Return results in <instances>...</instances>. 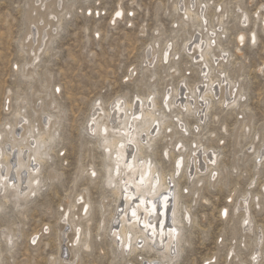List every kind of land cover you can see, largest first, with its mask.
<instances>
[{
  "label": "rangeland",
  "instance_id": "rangeland-1",
  "mask_svg": "<svg viewBox=\"0 0 264 264\" xmlns=\"http://www.w3.org/2000/svg\"><path fill=\"white\" fill-rule=\"evenodd\" d=\"M178 1L62 0V4H58L61 6L59 11L56 0H0V124L6 122L20 128L19 115L25 117L28 114L27 117L42 130L41 114H57L59 110L62 118L57 127L58 137L50 150L52 153L49 152L51 159L46 157L41 165L43 168H40L41 192L30 196L25 204L20 205L22 208L7 203L5 210H0L4 211L0 213V264H65L61 262L64 259L60 251V236L66 230L67 237L64 235V238L68 239V247L77 248L71 247L75 232L71 220L82 225L84 230L87 217L90 247L86 251L78 244L76 264H144L145 259L152 264L158 261L154 252L135 253L134 257L127 250L115 248L110 234L115 220L109 217L115 213L117 204H114L111 189L102 184V151L94 140L96 138H92L94 135L88 132L87 122H90V113L95 108L94 102H100L103 108L109 109L116 98H124L132 104L148 93L156 94L157 104L165 114L170 113L173 120L174 113L166 112L162 104L164 95L170 92L173 96L174 89L194 88L201 81L200 68L190 60L191 52L186 50L184 43L187 40V43H192L196 32L204 36L210 25L216 32L214 46L211 47L214 60L212 57L209 59L214 75L222 78L221 71L227 70V75L235 82L232 87L237 91L243 88L244 98L230 111L217 105L215 109L212 107L201 123H198L200 113H192L193 116L186 118L187 131L177 132L179 128L171 132L163 130L167 137L162 136L152 149L151 158L153 156L158 162V167L160 165L169 180V173L176 172L174 155L178 152L179 140L184 146L179 151L184 155L181 169L178 176L174 174V179L179 178L181 206L190 208L194 222L186 224L187 242L183 243L180 257L172 263L252 264L250 259L254 256L252 253L260 230L262 244L258 264H264V159L260 162L254 157V151H264V30L261 27L264 0H194V7H191L204 15L200 20L184 18L183 12L174 8ZM237 4L248 15L245 26L240 24L242 16L236 10ZM117 5L123 12L122 18H115L113 22ZM218 6L220 10L216 12ZM224 11H227L226 16L220 25V14ZM257 11L259 16L254 15ZM48 14H52V18ZM46 20H50V24L44 27L48 29V38L44 40L41 52L38 51L39 61L34 60L32 68H24L25 64L32 62L30 24L39 28ZM204 20L206 24H202ZM220 26L225 27L223 33H220ZM252 30L256 31L255 43L248 39ZM239 33L245 36L242 44L237 42ZM168 42L170 50L166 48ZM219 45L224 51L218 48ZM164 48L168 54H164ZM149 49L150 54L147 52ZM223 52L226 58H222ZM182 82L187 84L184 88ZM50 102L55 103L54 106H50ZM177 108H172V111ZM196 123L200 124L198 129ZM243 123L248 127L246 130L242 128ZM4 130L7 128L1 125L0 133H6ZM196 140L207 146L208 152L212 149L221 156L217 167L210 164V168L219 170L218 177L212 181L208 170L198 169L203 176L198 173L200 177L193 179L188 174L193 163L188 155L194 147L191 143ZM248 144L254 148L250 149ZM164 145H168L170 153L167 158L162 152ZM184 160L189 161L188 165ZM90 167L94 168V176ZM198 178L203 179L200 186L195 183ZM1 198L2 195L0 202ZM242 198L249 202L248 211L254 223L250 234L242 232L243 210L234 212L236 202L242 204ZM84 200L90 202V213L79 216ZM70 201L75 203L68 209L63 222L60 218ZM222 208L227 209L224 217L220 215ZM97 227L102 228L98 231ZM2 231L15 239L13 244H5L6 236L2 238ZM34 234H38L37 242L31 240ZM230 248L235 250L236 256H228ZM114 254L118 256L114 257ZM64 261L74 264V260L73 263Z\"/></svg>",
  "mask_w": 264,
  "mask_h": 264
},
{
  "label": "bare ground",
  "instance_id": "bare-ground-1",
  "mask_svg": "<svg viewBox=\"0 0 264 264\" xmlns=\"http://www.w3.org/2000/svg\"><path fill=\"white\" fill-rule=\"evenodd\" d=\"M43 4H45V2ZM58 4L61 5L62 0H56V8H58L60 11L61 6H58ZM194 4V0H190V2H187L186 0H180V2L178 1L175 5H173L175 9L179 10V12H183L184 18L191 19L192 17H195L196 19L200 20L202 16L204 17V15H202L201 12L194 11V8L191 7H194ZM198 6H204V4H198ZM206 6H208V4H206ZM218 10H220V6L216 8V12H218ZM236 10L241 12L242 18H240V24H244L245 26L249 20L247 13L241 10L239 4H237ZM117 12L120 13L119 16L116 15ZM202 12H204V10H202ZM225 12L227 11H224L220 14V25H223L224 23L223 17L226 16ZM122 13L123 12L120 9V6L117 5V9L114 12V18H112V21L114 22L115 18H122ZM258 13L259 12L257 11L254 15L259 16ZM49 16L52 18V14H48V17ZM54 20H56V16H54ZM261 22L262 30H264V14L263 17H261ZM43 23L44 24L40 25L39 28H34V26L30 24V34L32 35L30 36L32 37V40H30V38L29 40L31 46L30 54H32V62H30V64H25L26 66H24V68H29L28 66L32 68V66H34V60L39 61L38 58L40 57L38 55V51L40 50L41 52L42 48H44V40H47L46 38H48V29H44V27L50 24V20H46ZM202 24H206V20H204ZM59 29L60 28H58V30ZM213 29L214 26L210 25V31L208 30L204 36H200V34L196 32V34L199 36L197 39L196 34H194V40H192V43H187L188 40L184 43L186 50L191 52L190 60L192 59L195 62L194 64H197L198 68H200L199 73L201 74V81L200 84L194 88H187V86L186 90H178L177 88L174 89L173 96H171L172 93L166 92L167 94L164 95V102H162V104H164L166 112L169 111L174 113V116H172L174 117L173 120L169 115L170 113L165 114L161 106L157 104L155 99L156 94L148 93L146 97H140L138 98L137 102L134 101L136 102L135 104L134 102H132V104L128 103L126 100H124V98H116L109 109L103 108L100 105V102H94L95 108L90 113V115H92H89L90 122L86 121L88 123V132L95 136H92V138H96L94 140H97V143L101 148L99 150L102 151V184L111 189V192H113L115 198L114 204H117L115 213L111 214V218L109 217V219L115 220L114 225H111L110 227L111 240L116 245H114L115 248H120V251L127 250L128 254H134V257L136 256L135 253L150 252L149 254H151V252H154L158 261L155 262L154 260H151L154 261L152 264H173L172 262H174L177 257H180L178 255L183 250V243L187 242V237L185 236L186 224L190 222V224H192V222H194L191 217L190 208L186 209L185 207L183 208V205L181 206L182 196L178 189L180 188V185L178 187L179 181L177 182L179 178L177 180L174 179V174L178 176V170L181 169L180 164L184 158V155L179 152L181 146L184 148L182 141L179 140L178 146H176V150H178V152L175 153L176 155H174V159L176 160V172H172V174L169 173V175H171L168 177L170 178L169 180L165 177L164 171L160 168V165L158 167V162L153 159V156L151 158V152L154 145H156L157 141L160 140L162 136H164V138L167 137L163 130H168L171 132L174 131L175 128H179V131L177 132L187 131V127H189V125L186 118H190L189 115L192 113H200L198 114L199 122H196L201 123L206 119L208 112L212 107L215 109L214 106L217 105L220 106L221 109L223 107L227 108L228 110H232V108H235V106L238 104V101L244 98L243 88H240L237 91L236 88L232 87L234 86L235 82L227 75V70L221 71V73H223L222 78L214 75V67L210 65L209 60L210 57H212V60H214V54L211 47L214 46V41L216 38L214 34H216V32ZM204 30H206V28H204ZM216 30H218V28H216ZM220 30V33H223L225 27L220 26ZM26 36H28V34H26ZM241 37L243 39H241ZM244 37L245 36L243 33L238 34V44H242ZM248 39L250 42H256L257 36L255 30L251 31ZM166 48L170 50V42H168V46H166ZM166 48H164V54H168V50H166ZM218 48L221 51H224L221 45H219ZM236 50H238V48H236ZM46 51H48V49H46ZM147 52L150 54V49ZM197 52L198 54L195 55ZM222 55V58H226L225 52H223ZM150 58H152V56H150ZM154 60H156V56H154ZM218 60H220V58H218ZM218 60L216 61L218 62ZM26 72L24 73L26 74ZM184 85L187 84L182 82V88H184ZM54 104L50 102V106H54ZM176 106H180L181 109L177 108ZM172 108L177 109L172 111ZM22 112H24V108H22ZM42 112L44 113L45 111ZM58 113L55 114V112H49L41 114V122L43 126L42 130L38 128V124H36L33 119L27 117L28 114L25 117L22 114L19 115L21 118L19 120L20 128H16L15 125L10 123L6 124V122L0 124V126L4 125L5 129L7 128V131L4 130L6 133L2 132V134H5L3 137L0 133V145H3L0 147V195H2L1 199H3L0 202V210H5V204L7 203H11L14 207L18 208V206L25 204L30 196H34V194H39V192H41V183L43 182L40 180V168L46 157L48 160L51 159L49 152L50 150L52 151V148L55 145L54 142L58 137L57 127L59 125L60 119H62L61 115ZM215 118L217 117L215 116ZM196 126L198 129L200 124H197ZM242 128L247 129L248 127L245 123H243ZM201 129L199 128V131ZM184 134H186V132H184ZM192 134L193 133H191V136ZM2 138L5 139L2 141ZM255 138H257V134L254 136V139ZM194 144L191 143V145L194 147L190 150L188 155L189 158L192 157L191 161L193 162L192 166L188 168V174L190 178L198 176V173L199 175L201 174L203 176L202 172L200 171L208 170V172H210V180H214L216 177H218L219 170L215 168L212 169V167L210 168V164L217 167L216 164H218L219 158H221L220 154L212 152V149L210 152H208L209 148L203 144H200V140L194 141ZM252 148H254V146L251 145L250 149ZM187 149L185 148V150ZM162 150L164 158L170 156L168 145H164ZM213 151H215L214 148ZM254 157H256L255 159H258L260 162H262V159H264V151H254ZM48 162L49 161H47V163ZM187 162L189 161H186L185 164H187ZM92 169L94 168L92 167L91 170H89L92 172V176H94V170ZM198 169H200V171H198ZM186 170L187 169H185V171ZM202 182V178L195 180V183L199 186L202 184ZM262 187L264 188V186ZM82 199L83 198L81 196L80 202H82ZM254 200H258V198H255ZM74 203L75 202L72 201L67 203L68 208H66L64 216L60 218L63 222L66 220V216H68V209L72 208ZM248 204V200L246 198H242V204H238V202H236V206L234 208V212H236V210H243L244 212L242 217V232L245 234H250L253 229V219L251 218L252 216H250ZM256 207L258 208V204H256ZM20 208H22V206H20ZM90 209V202L88 200H84L80 207L79 216L89 214ZM133 212H135V216H133ZM225 213H227V209L222 208L220 215L224 217L226 216ZM74 218H76V216H74ZM114 220H112V222H114ZM184 220H186L187 223H185ZM71 221V225L75 231L72 234L71 247L77 246V248L70 249L68 247V239L66 240L64 238V235L67 233L65 230L63 234L61 232L62 236H60V240H62L60 251L64 260L69 263H73L74 260V264H76L78 250L80 249L78 247L81 246L84 250H88L90 247V233L88 223L89 218L87 217L85 219L86 224L84 230L82 225L75 224L73 220ZM97 228L99 231L102 227H100V229L99 227ZM259 228L261 229V227ZM258 234L257 246L254 250V253H252L254 256H252L250 259L252 264H258V260H261L260 246L262 244V232L258 230ZM4 236H6L4 239L6 245L13 244L15 239L12 240L11 235H6L2 231V238H4ZM65 237L67 236L65 235ZM36 238H38V234H34L32 236V242H37ZM242 240H244V238H242ZM242 246H244V242H242ZM230 255L236 256V252L233 248H230L228 256ZM116 256H118V254L114 257ZM64 260L61 262L66 264ZM145 260L146 262H144V264H150V260ZM240 264H244V262Z\"/></svg>",
  "mask_w": 264,
  "mask_h": 264
},
{
  "label": "snow or ice",
  "instance_id": "snow-or-ice-1",
  "mask_svg": "<svg viewBox=\"0 0 264 264\" xmlns=\"http://www.w3.org/2000/svg\"><path fill=\"white\" fill-rule=\"evenodd\" d=\"M116 15H117V16H119V15H120V13H119V12H117V13H116ZM241 39H243V38L241 37ZM56 90H57V91H60V89H59V88H57ZM93 175H95V173H93ZM225 214H226V213H225ZM135 215H136V214H135V212H133V216H135ZM246 223H247V222H246Z\"/></svg>",
  "mask_w": 264,
  "mask_h": 264
}]
</instances>
